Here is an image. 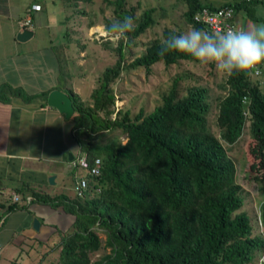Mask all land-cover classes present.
Returning <instances> with one entry per match:
<instances>
[{"label":"trees","instance_id":"1","mask_svg":"<svg viewBox=\"0 0 264 264\" xmlns=\"http://www.w3.org/2000/svg\"><path fill=\"white\" fill-rule=\"evenodd\" d=\"M106 1L114 5L117 15L132 17L131 9L125 7L128 0ZM180 1L186 6L182 17L196 28H206L195 19L202 9L217 8L207 1ZM257 3L264 5V0H233L219 6H232L235 14L244 9L252 15V5ZM154 10L146 8L129 34L136 37L152 26ZM170 34L177 33L164 29V39L153 40L128 67L149 70L159 61L169 65L193 59L176 52L157 55ZM117 51L118 59L105 67L99 85L90 94L92 104L85 105L72 89L66 90L74 106L72 130L79 146L72 161L85 156L91 167L94 159L100 158V173L94 176L76 163L72 169L85 173L73 180V194L50 195L30 188L28 201L27 189L18 188L23 193V204H10L7 211L38 202L62 207L74 216L72 230L60 237L59 264L249 263L256 252L264 251V239L252 236L249 215L239 211L243 204L241 186L235 180V164L221 140L228 144L237 141L248 117L254 141L250 152L256 159L251 168L264 171V93L258 82H252L249 74L227 76L229 91L218 106L220 138L207 125V88L191 86L185 95L178 96L176 79L152 111L144 114L140 110L133 118L125 111L112 119L114 94L110 84L124 68L122 42ZM260 69L261 65L256 68L258 72ZM39 95L45 100L48 91ZM26 96V100L31 97ZM114 128L122 129L125 142L93 141L100 131ZM81 177L88 180V187L78 195L74 185ZM261 214L264 219V202ZM98 230L104 233L103 246L109 250L91 260L90 254L102 244Z\"/></svg>","mask_w":264,"mask_h":264},{"label":"crops","instance_id":"2","mask_svg":"<svg viewBox=\"0 0 264 264\" xmlns=\"http://www.w3.org/2000/svg\"><path fill=\"white\" fill-rule=\"evenodd\" d=\"M74 16L69 0H0V264L59 263L62 232L57 233L56 242L52 231L57 225L48 215L51 209L65 212L62 207L38 202L11 211L7 207L23 204L18 188L27 189L28 201L30 188L53 195L51 187L58 184L61 191L68 181L66 172L73 166L65 155L71 150L78 155L71 118L66 119L47 104V97L43 100L39 95L58 88L65 92L72 89L81 98V86L90 83L87 74L78 73L89 62L86 49L80 48L76 62L70 63V47L55 40L67 34L64 29L70 23L66 22L78 18ZM238 25L244 28L240 22ZM26 26L33 35L20 41L17 34ZM59 54L67 63L60 61ZM25 94L31 95L30 99L26 100ZM52 175L54 183L50 184ZM34 218L39 221L38 229L33 227Z\"/></svg>","mask_w":264,"mask_h":264},{"label":"rangeland","instance_id":"3","mask_svg":"<svg viewBox=\"0 0 264 264\" xmlns=\"http://www.w3.org/2000/svg\"><path fill=\"white\" fill-rule=\"evenodd\" d=\"M203 2H212L214 5H220L224 2L233 0H201ZM72 4V13L78 17L74 21H69L70 27L64 29L67 34L56 38L57 42H62L64 46H69V62H76L79 57L80 48L86 49L88 64L82 65L80 72L87 74L89 85L81 86V100L85 105L92 104L93 100L90 97L92 90L99 85V77L102 75L106 66H112L118 59L117 48L122 42V64L124 68L116 79L110 84L114 94L113 113L111 118L121 117L125 111L129 112V116L133 118L140 110L144 114L152 111L153 108L162 102V96L169 92L174 80H177L178 96L185 95L187 89L191 86H203L208 91V102L210 104L207 114V125L210 131L220 138V128L217 124L218 106L220 100L228 93L229 86L226 83L227 75L218 71L214 65L201 64L194 59H180L173 64L166 65L159 61L154 63L149 70L144 67L130 68L128 64L137 56L142 54L148 44L153 40L164 39V29L175 30L177 34L187 31L192 26L188 24L182 17V12L185 10V5L180 0H128L125 7L131 9L132 17L136 21L142 12L149 7H154L153 17L155 22L148 27L143 33L134 37L127 34L126 38H118L110 35L106 30V26L112 22L123 19L122 16L114 12V5L109 4L106 0H93L92 3L82 1L78 3L75 0H69ZM74 4H76L74 6ZM76 10L74 7H76ZM251 11L252 18L246 10H240L236 13L238 22L244 28L256 24H264V5L261 3L253 4ZM84 15V16H83ZM83 16V17H82ZM255 18V19H253ZM98 23V24H97ZM91 25H95L91 27ZM67 26V25H66ZM98 27V28H97ZM204 30L210 32L208 29ZM57 49H60L58 47ZM60 55V61L64 63L67 59ZM83 55V53H82ZM83 63V61H81ZM249 77L252 82H258L260 90L264 93V65H261L260 72L255 70ZM87 84V83H83ZM247 113V112H246ZM103 115V112H99ZM248 116V113L247 115ZM250 119L247 117L244 129L241 136L232 144H228L221 140L227 154L235 164V180L241 186L240 194L243 198V204L239 211L246 212L251 221L252 236H260L264 239V219L261 214V206L264 202V171L262 169H252L251 164L256 162L250 148L254 141L249 132ZM94 142L103 143L110 139H118L120 142L126 141V135L121 128L100 131L93 136ZM86 140L85 135L82 136ZM68 151L65 158L68 160ZM75 153V152H73ZM74 155V154H73ZM67 170L66 179L68 180L64 188L57 187L58 184H53L50 193H69L73 194V180L80 174L84 175V170ZM90 179V178H89ZM91 189V188H90ZM89 189V191H90ZM91 193V192H90ZM93 194V192L91 193ZM49 207V205H46ZM51 209V207H50ZM49 211V209H47ZM56 229L55 239L58 242L57 233L70 232L72 230L73 215L66 214L61 210L49 211ZM60 219V221H58ZM60 228V229H59ZM48 235V232H47ZM98 235L102 240L101 247L90 254L91 260L99 258L109 248L103 246L105 235L101 230H98ZM53 237V236H52ZM52 237L50 239H52ZM54 251V250H52ZM36 251L31 254L34 257ZM54 256V254H53ZM52 257V255H51ZM42 261V260H41ZM57 263L59 261H56ZM264 262V251L256 252L252 261L247 264H259ZM40 263V260H39ZM49 264V261L43 262ZM59 264V263H58ZM264 264V263H261Z\"/></svg>","mask_w":264,"mask_h":264},{"label":"clouds","instance_id":"4","mask_svg":"<svg viewBox=\"0 0 264 264\" xmlns=\"http://www.w3.org/2000/svg\"><path fill=\"white\" fill-rule=\"evenodd\" d=\"M234 20L238 24L236 14ZM134 27V18L125 16L107 25L105 30L112 36L126 38ZM172 52L186 54L201 64L214 65L227 76L251 74L264 65V24L223 32L191 27L183 33L170 34L160 45L157 55L164 57Z\"/></svg>","mask_w":264,"mask_h":264},{"label":"built area","instance_id":"5","mask_svg":"<svg viewBox=\"0 0 264 264\" xmlns=\"http://www.w3.org/2000/svg\"><path fill=\"white\" fill-rule=\"evenodd\" d=\"M235 11L232 6H219L213 10L208 8L202 9L199 12L195 19L201 21L206 26V29L210 30L211 32H223L230 28H241L235 20ZM29 20L25 21V25H28ZM78 164V166L87 169V171L97 176L100 173L101 168V160L100 158H95L93 165L91 167L88 166V162L85 156H79L73 161V165ZM88 187V180L81 177L77 179L74 185V190L78 195H83L85 190ZM17 198V197H16ZM2 250V245L0 243V252Z\"/></svg>","mask_w":264,"mask_h":264},{"label":"water","instance_id":"6","mask_svg":"<svg viewBox=\"0 0 264 264\" xmlns=\"http://www.w3.org/2000/svg\"><path fill=\"white\" fill-rule=\"evenodd\" d=\"M32 35L33 31L30 27L26 26L18 32L17 39L20 41H25L29 39ZM46 101L48 105L55 107L60 113H62L66 119L71 118L74 114V106L72 104L71 96L61 89L55 88L49 91ZM72 158L73 154L69 153L68 159L72 160ZM48 181L50 184H53L54 176H49ZM33 227L35 229H38L39 227V221L37 218L33 219Z\"/></svg>","mask_w":264,"mask_h":264}]
</instances>
